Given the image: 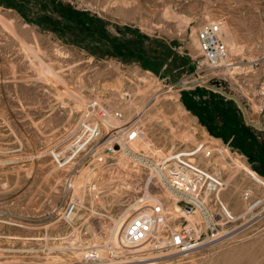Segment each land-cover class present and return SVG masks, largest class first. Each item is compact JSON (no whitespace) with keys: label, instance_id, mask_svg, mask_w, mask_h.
<instances>
[{"label":"rangeland","instance_id":"374dc122","mask_svg":"<svg viewBox=\"0 0 264 264\" xmlns=\"http://www.w3.org/2000/svg\"><path fill=\"white\" fill-rule=\"evenodd\" d=\"M218 20L231 27L232 66L202 73L199 32ZM207 87L253 100L261 114L264 0H0V264H264V184L241 165L264 177L249 155L212 139L193 119L214 109L224 124L249 127L248 107L219 93L203 98ZM105 106L124 117L107 123H129L144 139L115 152L102 139L60 167L52 152ZM200 145L211 156L196 160L226 182L222 198L238 222L187 257L157 250V235L142 248L119 247L153 163ZM150 190L178 230L177 198L163 187ZM71 201L80 204L67 222ZM92 249L101 260L87 263Z\"/></svg>","mask_w":264,"mask_h":264},{"label":"built area","instance_id":"2783aa9c","mask_svg":"<svg viewBox=\"0 0 264 264\" xmlns=\"http://www.w3.org/2000/svg\"><path fill=\"white\" fill-rule=\"evenodd\" d=\"M224 23V20L208 22L199 32L201 55L197 61V70L202 73L232 66L226 62L229 48L223 32ZM95 110L79 123L67 140L65 149L60 153L52 152L60 167L74 163L80 154L102 139L110 143V152H115L116 146L128 147L144 139V133L138 127L129 123L119 127L106 122L110 117L123 121L121 112L107 106L99 108L97 112ZM104 131L107 132L105 137ZM199 154L210 157L211 151H205L204 145H200L192 150L171 153L153 163L150 186L145 188L138 200L137 215L127 223L119 247H143L156 234L160 237L157 250H173L187 257L200 246L222 238L226 235V227L238 222L239 219L222 198L227 188L226 182L197 162ZM152 185L169 190L177 198V219L183 220L178 230L169 225L170 212L151 193ZM77 206L75 201L67 204L62 215L64 221L69 222L73 218ZM192 217L201 220L192 222ZM85 257L87 263L101 260L99 251L93 249Z\"/></svg>","mask_w":264,"mask_h":264},{"label":"crops","instance_id":"0c3cea01","mask_svg":"<svg viewBox=\"0 0 264 264\" xmlns=\"http://www.w3.org/2000/svg\"><path fill=\"white\" fill-rule=\"evenodd\" d=\"M200 85H194L191 87V89H195L199 87ZM211 92H207V94L203 95V98H205L207 95H211L213 98L216 99L217 94L219 93L222 98L224 93L219 92V90L210 89L207 87ZM196 95H201V91H196ZM257 100L258 97H255ZM224 100V99H223ZM225 100L227 102H231L230 100L235 101L236 103H241L240 100L246 103V98L242 99L240 96H233L229 95L225 96ZM248 107V116L252 120L249 123H246L245 125H241L239 123V120L235 121L234 123H225L222 119H219V117H216L217 114L214 112V109L208 110V114L202 113L200 111H197V115L199 117H195L194 123L195 125L202 127L201 122L207 126L202 127L204 130L208 133V135L215 134V136H210L212 139L224 143V141H228L229 144H232L233 146H236L237 149H241L244 151L247 155L251 157V163L253 165V168H255L257 171L261 172L264 177V109H261V114H257L254 110V101L249 100L248 103H246ZM227 106V105H226ZM227 106L226 108H228ZM201 120V122H200ZM227 126V128L221 127V125Z\"/></svg>","mask_w":264,"mask_h":264},{"label":"bare ground","instance_id":"6f19581e","mask_svg":"<svg viewBox=\"0 0 264 264\" xmlns=\"http://www.w3.org/2000/svg\"><path fill=\"white\" fill-rule=\"evenodd\" d=\"M121 8V7H120ZM119 8V9H120ZM123 9V8H122ZM119 11V10H118ZM4 20V19H3ZM6 23V22H5ZM9 23V22H8ZM9 24H11V23H9ZM13 24V23H12ZM11 24V25H12ZM14 26V25H13ZM223 27H224V30H226V37H227V42H228V48H229V56H230V54H231V52H232V46H234L233 44H234V40H233V35L232 34H230V30L229 29H231V27L229 28V27H227V25L224 23V25H223ZM7 28H9L10 30L12 29L10 26H8L7 25ZM183 28V27H182ZM12 32H13V30H11ZM16 32V31H15ZM15 32H13V33H15ZM33 32V31H32ZM232 33V32H231ZM234 33V32H233ZM232 35V36H231ZM17 38V37H16ZM18 40V39H17ZM21 40V39H20ZM193 42V41H192ZM199 43H200V40H199ZM195 46H197V48H198V50H199V45H198V42H197V40H196V38H194V43H193ZM192 44V45H193ZM28 48V47H27ZM32 48V47H31ZM34 49V48H33ZM231 50V51H230ZM200 52V51H199ZM31 54V53H30ZM36 53H34V55H35ZM200 54V53H199ZM37 56H39L38 54L36 55V57ZM39 58V65H41L42 66V64H44V60H42V59H40V57H38ZM228 61L229 60H227L226 62L228 63ZM60 63V62H59ZM48 64V63H47ZM35 65V64H34ZM37 65V64H36ZM33 67V66H32ZM39 67V66H38ZM43 68V67H42ZM51 68V67H50ZM49 67H46V69H47V72L48 71H50L49 73H51V69H50ZM39 70V69H38ZM37 70V71H38ZM45 70V69H44ZM42 73H43V71H42ZM45 74V73H44ZM47 74V73H46ZM57 75V74H56ZM50 76V75H49ZM53 76V75H52ZM47 78V77H46ZM59 78V77H58ZM51 79V78H50ZM55 79V78H54ZM58 82V81H57ZM62 84V83H61ZM69 84V83H68ZM67 85V84H66ZM64 86V85H63ZM59 89H60V87H59ZM67 90V89H66ZM68 92V91H67ZM68 94V93H67ZM71 96V95H70ZM83 99V98H82ZM81 99V100H82ZM79 100V99H78ZM80 100V101H81ZM83 101H85L84 99H83ZM82 101V102H83ZM87 102V101H86ZM84 105V104H83ZM187 116V115H186ZM114 118V117H113ZM112 119V118H111ZM110 120V119H109ZM113 120V119H112ZM118 122V121H117ZM121 122V121H120ZM215 142V141H214ZM218 142V141H217ZM215 144H217V143H215ZM214 144V145H215ZM224 148V147H223ZM223 151V150H222ZM223 154V153H222ZM244 162H245V160H244ZM238 164V163H237ZM240 164V163H239ZM242 167H245V171L247 172V173H249L250 175H252L255 179H257V180H259V181H261L263 184H264V180H262L261 178H259L256 174H254L251 170H250V168L248 167V165H247V163L245 162V164H243V165H241V169H242ZM240 169V168H239ZM240 169V170H241ZM32 175V174H31ZM80 203L78 202V205H79ZM226 204H227V206H228V202H226ZM76 213V212H75ZM75 215V214H74ZM74 217V216H73ZM244 217V216H243ZM73 219V218H72ZM124 230H125V228H124ZM123 235H124V231H123ZM154 236H156V234L154 235ZM153 236V237H154ZM152 237V238H153ZM157 237H159L158 235H157ZM151 238V239H152ZM156 237H154L153 239H155ZM158 240V238H156V241ZM156 241H150L151 243H154V242H156ZM150 243V244H151ZM158 243V242H157ZM153 245V244H152ZM142 248V247H141ZM131 252V251H130Z\"/></svg>","mask_w":264,"mask_h":264},{"label":"trees","instance_id":"16d2710c","mask_svg":"<svg viewBox=\"0 0 264 264\" xmlns=\"http://www.w3.org/2000/svg\"><path fill=\"white\" fill-rule=\"evenodd\" d=\"M4 1V0H3ZM45 1H47V2H50V0H45ZM10 5V4H9ZM22 5H26V6H28V5H30V9H33V4L32 3H30V2H24V3H22ZM35 8V7H34ZM71 11V10H70ZM70 11H69V13H70ZM69 13H67V15L69 16L70 14ZM118 44H121L120 42L118 43ZM104 45V44H103ZM124 47H126V46H128V45H123ZM117 48H119V47H117Z\"/></svg>","mask_w":264,"mask_h":264}]
</instances>
